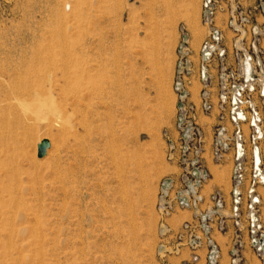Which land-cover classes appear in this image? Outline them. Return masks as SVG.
Listing matches in <instances>:
<instances>
[{"label":"rangeland","instance_id":"obj_1","mask_svg":"<svg viewBox=\"0 0 264 264\" xmlns=\"http://www.w3.org/2000/svg\"><path fill=\"white\" fill-rule=\"evenodd\" d=\"M215 30L231 54L252 39L264 51V0H0V135L12 113L30 118L17 136L0 137V195L43 175L54 140L74 131L63 104L46 101L51 90L103 82L115 101L105 111L122 136L110 164L78 165L63 151L79 177L59 190L47 181L42 199L32 201L42 206L41 219L11 214L7 221L0 208V264H207L205 245L189 244L197 212H161L158 192L184 163L179 118L212 138L206 124L216 120L203 109L200 72L202 46ZM41 104L51 109L36 113ZM45 138L52 142L39 157ZM200 143L188 142L193 150ZM208 152L203 192L228 195L229 166ZM214 237L221 264H232L231 238ZM240 256L261 264L247 237Z\"/></svg>","mask_w":264,"mask_h":264},{"label":"built area","instance_id":"obj_2","mask_svg":"<svg viewBox=\"0 0 264 264\" xmlns=\"http://www.w3.org/2000/svg\"><path fill=\"white\" fill-rule=\"evenodd\" d=\"M211 35L202 46L200 77L203 109L216 120L213 126L206 124L212 138L204 128L179 118L184 163L181 172L160 182L158 204L161 212H197L199 223L189 244L195 249L205 245L207 264H221L217 233L231 238L232 264H243L244 237L264 264L263 195L259 190L264 186V51L252 39L244 52L239 53L242 46L235 45L236 52L231 54L217 30ZM195 140L204 147L200 143L190 149L188 142ZM207 151L216 163L229 166L228 195L221 189L209 195L203 192L211 180V170L202 160Z\"/></svg>","mask_w":264,"mask_h":264},{"label":"bare ground","instance_id":"obj_3","mask_svg":"<svg viewBox=\"0 0 264 264\" xmlns=\"http://www.w3.org/2000/svg\"><path fill=\"white\" fill-rule=\"evenodd\" d=\"M104 60L98 61L99 67L103 65ZM29 94L32 95L33 93ZM35 95V99L40 98L42 100V97H40L42 92L41 95ZM47 95L46 101L63 104L62 107L71 116L75 117L69 123L71 124V130L73 129L74 131L70 133L65 131L70 136L66 138L65 135L67 134L65 133L64 140L59 137L54 140V143H52L53 149L49 151L48 156L53 161V164L43 175H36L30 181V185L22 188L20 193L7 191L6 195L3 193L0 195L1 213L3 219L7 221L11 219V214L14 216L22 215L26 218L35 217L37 220L41 219L42 206L35 205L32 201L37 202L42 199L46 193L47 181L50 182V185H53L54 190H59L61 187L65 189L72 181L75 183V180L79 177L78 174L77 177L72 163L68 162L69 156L72 155L78 165H94V163L100 161H105L108 164L110 159L116 160V155L122 151L120 145L122 142L121 129H119L120 122H117L114 118L111 119V114L109 115V112L105 111L112 102H115L113 94L107 90L106 84L88 81L85 85L77 87L63 86L57 90H51ZM4 96L9 99L8 94ZM50 109V105L41 104L36 113ZM29 120L30 118L26 114L12 113V118L7 123V129L0 137L3 136V139L8 140L12 139L13 136L18 135L19 129H24L28 126ZM63 151L69 154L67 158L62 154ZM119 165L116 168H119ZM54 184L57 185L55 186ZM47 188H49V185ZM26 192H29L34 198H26ZM67 211L68 207L63 205L60 209V216Z\"/></svg>","mask_w":264,"mask_h":264},{"label":"water","instance_id":"obj_4","mask_svg":"<svg viewBox=\"0 0 264 264\" xmlns=\"http://www.w3.org/2000/svg\"><path fill=\"white\" fill-rule=\"evenodd\" d=\"M51 142L49 139H43L38 145V156L43 157L46 155L48 148L50 147Z\"/></svg>","mask_w":264,"mask_h":264}]
</instances>
